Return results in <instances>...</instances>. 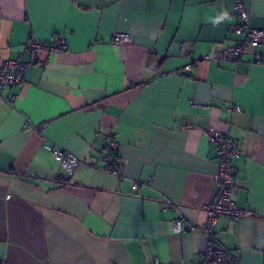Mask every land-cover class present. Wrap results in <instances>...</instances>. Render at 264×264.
I'll return each instance as SVG.
<instances>
[{
    "label": "crops",
    "instance_id": "obj_1",
    "mask_svg": "<svg viewBox=\"0 0 264 264\" xmlns=\"http://www.w3.org/2000/svg\"><path fill=\"white\" fill-rule=\"evenodd\" d=\"M236 1L0 0V62H29V41L67 45L40 51L0 93V262L198 264L203 235L170 222H205L217 168L207 131L220 128L246 214L219 216L215 237L241 264H264V39L260 63L251 49L213 60L238 39ZM239 1L264 30V0ZM108 136L119 177L103 169ZM54 147L79 158L71 173Z\"/></svg>",
    "mask_w": 264,
    "mask_h": 264
},
{
    "label": "built area",
    "instance_id": "obj_2",
    "mask_svg": "<svg viewBox=\"0 0 264 264\" xmlns=\"http://www.w3.org/2000/svg\"><path fill=\"white\" fill-rule=\"evenodd\" d=\"M234 14L238 22L234 24L231 31L238 36L236 42L213 54L214 61L233 60L239 61L241 56L249 49L252 50L253 61L261 62V53L257 47L264 39V30L251 28L249 26V14L243 4L237 0L234 4ZM111 40L116 43H130L131 36L125 32H115ZM66 41L60 36H55L50 42L29 41L24 48L29 51V62H24L20 57L5 58L0 62V93L8 86H21L25 81V73L30 63H35L38 53L42 50L47 52L66 49ZM186 71L191 70V64L185 65ZM210 142L216 145V172L214 183L216 188L209 202L204 207L206 220L197 225L194 222L176 217L171 220V228L174 232L197 229L205 239L204 249L200 253L198 264H241L240 254L230 252L218 243L215 237L214 227L217 218L221 215L227 216L235 221L240 220L246 214L244 208L239 207L231 197L234 171L232 159L238 155L234 142L227 129L212 128L207 131ZM117 143L113 137H106L104 141V152L102 155L103 169L115 176H121V166L118 163ZM53 158L65 173H71L80 163L79 158L70 152L59 148H52ZM138 184H134L136 190ZM0 264H5L0 262Z\"/></svg>",
    "mask_w": 264,
    "mask_h": 264
}]
</instances>
